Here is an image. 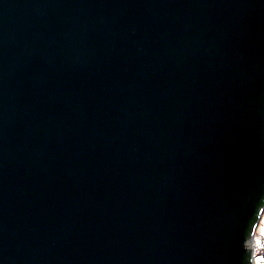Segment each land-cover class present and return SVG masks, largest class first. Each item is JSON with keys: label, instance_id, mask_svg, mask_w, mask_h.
I'll return each mask as SVG.
<instances>
[{"label": "water", "instance_id": "water-1", "mask_svg": "<svg viewBox=\"0 0 264 264\" xmlns=\"http://www.w3.org/2000/svg\"><path fill=\"white\" fill-rule=\"evenodd\" d=\"M264 196V0H0V264H245Z\"/></svg>", "mask_w": 264, "mask_h": 264}, {"label": "trees", "instance_id": "trees-1", "mask_svg": "<svg viewBox=\"0 0 264 264\" xmlns=\"http://www.w3.org/2000/svg\"><path fill=\"white\" fill-rule=\"evenodd\" d=\"M263 204H264V196L257 203L255 213L252 215V217L250 218V220L248 222V225H247V228H246V235L247 236H249L253 232V230H254V228L256 226L260 211H261V209L263 207ZM257 226H258V224H257ZM257 226H256V228H257ZM244 263L245 264H251V256H250L249 253H246L245 259H244Z\"/></svg>", "mask_w": 264, "mask_h": 264}, {"label": "built area", "instance_id": "built-area-1", "mask_svg": "<svg viewBox=\"0 0 264 264\" xmlns=\"http://www.w3.org/2000/svg\"><path fill=\"white\" fill-rule=\"evenodd\" d=\"M264 212V211H263ZM263 216V213L261 215V217ZM260 217V219H261ZM260 219H259V222H260ZM258 222V224H259ZM257 229V228H256ZM255 235H256V231H255V234H254V248H253V251H252V260H253V263H255V258L256 256L259 254L260 255V263L261 264H264V239L261 238L260 236H258V240L257 242H255Z\"/></svg>", "mask_w": 264, "mask_h": 264}, {"label": "rangeland", "instance_id": "rangeland-1", "mask_svg": "<svg viewBox=\"0 0 264 264\" xmlns=\"http://www.w3.org/2000/svg\"><path fill=\"white\" fill-rule=\"evenodd\" d=\"M262 230H264V213H263V216L261 217L260 222H259L257 229H256L255 242H257V240H258V236H260L261 238L264 239V234H262ZM258 258H260L259 254L255 258L256 264H258Z\"/></svg>", "mask_w": 264, "mask_h": 264}, {"label": "snow or ice", "instance_id": "snow-or-ice-1", "mask_svg": "<svg viewBox=\"0 0 264 264\" xmlns=\"http://www.w3.org/2000/svg\"><path fill=\"white\" fill-rule=\"evenodd\" d=\"M262 234H264V230H262ZM258 264H260V258H258Z\"/></svg>", "mask_w": 264, "mask_h": 264}]
</instances>
